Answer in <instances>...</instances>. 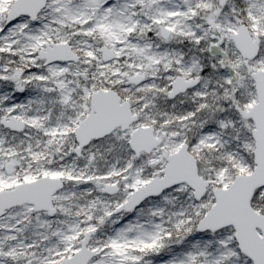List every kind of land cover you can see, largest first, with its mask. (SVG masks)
Returning <instances> with one entry per match:
<instances>
[{"label":"snow or ice","instance_id":"obj_1","mask_svg":"<svg viewBox=\"0 0 264 264\" xmlns=\"http://www.w3.org/2000/svg\"><path fill=\"white\" fill-rule=\"evenodd\" d=\"M0 264H264V0H0Z\"/></svg>","mask_w":264,"mask_h":264}]
</instances>
